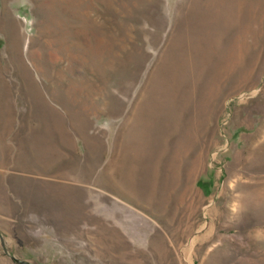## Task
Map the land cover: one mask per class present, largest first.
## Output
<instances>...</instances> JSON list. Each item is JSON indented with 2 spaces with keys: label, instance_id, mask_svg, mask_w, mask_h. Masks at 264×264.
<instances>
[{
  "label": "rangeland",
  "instance_id": "374dc122",
  "mask_svg": "<svg viewBox=\"0 0 264 264\" xmlns=\"http://www.w3.org/2000/svg\"><path fill=\"white\" fill-rule=\"evenodd\" d=\"M192 1L0 0V264H264V0Z\"/></svg>",
  "mask_w": 264,
  "mask_h": 264
},
{
  "label": "bare ground",
  "instance_id": "6f19581e",
  "mask_svg": "<svg viewBox=\"0 0 264 264\" xmlns=\"http://www.w3.org/2000/svg\"><path fill=\"white\" fill-rule=\"evenodd\" d=\"M234 1H235V3L232 0V4L233 5L232 4L231 5L228 4V10L230 9V11H231V12L229 11L230 12V17L233 19V22L235 23V22H238L239 16L242 15V13L244 12L243 10L246 9L244 7H246V5H247V0H234ZM236 5L239 7L238 16H236L235 15L236 13L234 12V9H235ZM192 7H194V5ZM229 18H228V20H229ZM242 27H245V25H243ZM243 33L245 35L246 27L243 28L242 31L238 30L236 38L237 39L242 38V34ZM155 79H156V81L158 80L157 76H156ZM136 110H137V113L135 115L136 116V122H135L136 125L134 126V133H133L134 134V138H135V135L137 133V130H139L140 122L142 120L146 119V118H149V116L151 115V108H150L149 101H143L141 103H138L136 105ZM196 114H197V110L195 111V115ZM194 118H193V120H191V119L189 120L188 119V120H184V121L183 120L174 121V122L171 123V128L175 132L176 131L178 132L180 130H182V131L185 130L186 132H188V134L196 136V134H198L197 131L199 130V126L201 125V123L197 120L196 116ZM189 138L188 139L186 138L185 140L182 139V138L173 140L171 142V144L168 146L169 154H168V158H167V168H166V171H165V174H164V175L167 176V177L165 176L167 179L168 178L169 179H173V180H175V178L177 179V177H178L177 173H178L179 169L182 166L189 167L191 172L195 168V166H196V158H195V156L190 157V151H193L192 149H194L195 144L191 143V140ZM126 140H127V138H126ZM125 144H126V142L124 143L123 147H125ZM158 175H159V171L158 170L157 171L154 170L152 179L157 178ZM152 186H153L151 188L152 189V197L156 199V197H155L156 194L155 193H156V190L158 189V187L155 186V184L152 185ZM179 195L182 197L184 195V193L180 192Z\"/></svg>",
  "mask_w": 264,
  "mask_h": 264
},
{
  "label": "crops",
  "instance_id": "0c3cea01",
  "mask_svg": "<svg viewBox=\"0 0 264 264\" xmlns=\"http://www.w3.org/2000/svg\"><path fill=\"white\" fill-rule=\"evenodd\" d=\"M4 158H5V156L3 157V159ZM3 163L6 164V165H9L10 164V156L8 154H6V161L4 160Z\"/></svg>",
  "mask_w": 264,
  "mask_h": 264
}]
</instances>
